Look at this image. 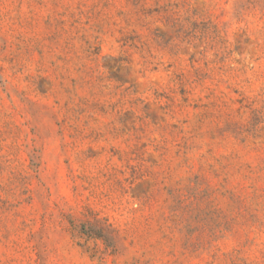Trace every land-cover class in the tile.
<instances>
[{"label":"rangeland","instance_id":"obj_1","mask_svg":"<svg viewBox=\"0 0 264 264\" xmlns=\"http://www.w3.org/2000/svg\"><path fill=\"white\" fill-rule=\"evenodd\" d=\"M0 264H264V0H0Z\"/></svg>","mask_w":264,"mask_h":264}]
</instances>
